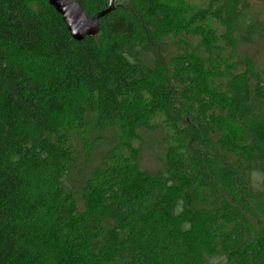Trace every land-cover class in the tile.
Returning <instances> with one entry per match:
<instances>
[{
  "label": "trees",
  "instance_id": "16d2710c",
  "mask_svg": "<svg viewBox=\"0 0 264 264\" xmlns=\"http://www.w3.org/2000/svg\"><path fill=\"white\" fill-rule=\"evenodd\" d=\"M135 1L76 42L0 0V264H264V75L218 62L207 11Z\"/></svg>",
  "mask_w": 264,
  "mask_h": 264
},
{
  "label": "rangeland",
  "instance_id": "374dc122",
  "mask_svg": "<svg viewBox=\"0 0 264 264\" xmlns=\"http://www.w3.org/2000/svg\"><path fill=\"white\" fill-rule=\"evenodd\" d=\"M179 1L177 7L185 9V12L189 15H192V13L198 14L200 10L209 13L206 17L208 20L203 23H205L206 28L212 31L210 35L213 37L210 38L208 46L210 48L216 49L219 47L223 49L221 55L216 57L219 63L225 65L222 60L224 58H230V64L239 60L244 62V60L248 59L254 62L257 71L264 75V31L262 30L264 25V0H240L239 11L243 15L240 24L233 20L232 11L228 9L229 7L226 4L225 8L221 10L222 12L212 16V12H215L211 9L212 0ZM120 6L140 12V7L135 0H121ZM243 9L244 11H242ZM221 17L225 20H222ZM200 38V36L194 37L192 44L196 46ZM164 46L165 51L163 53L164 55L166 54L165 57L167 56V59L169 56L173 58L175 53L172 45L165 44ZM213 67L216 68L215 72L217 74V66Z\"/></svg>",
  "mask_w": 264,
  "mask_h": 264
},
{
  "label": "water",
  "instance_id": "95a60500",
  "mask_svg": "<svg viewBox=\"0 0 264 264\" xmlns=\"http://www.w3.org/2000/svg\"><path fill=\"white\" fill-rule=\"evenodd\" d=\"M46 1L61 16L72 39L76 42L96 37L101 30V20L114 12L116 2L109 0L107 9L89 17L83 6L75 0Z\"/></svg>",
  "mask_w": 264,
  "mask_h": 264
}]
</instances>
